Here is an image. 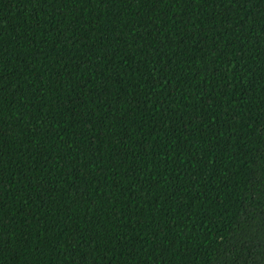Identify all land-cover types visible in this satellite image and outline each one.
Here are the masks:
<instances>
[{"label":"trees","instance_id":"1","mask_svg":"<svg viewBox=\"0 0 264 264\" xmlns=\"http://www.w3.org/2000/svg\"><path fill=\"white\" fill-rule=\"evenodd\" d=\"M0 264H264V0H0Z\"/></svg>","mask_w":264,"mask_h":264}]
</instances>
